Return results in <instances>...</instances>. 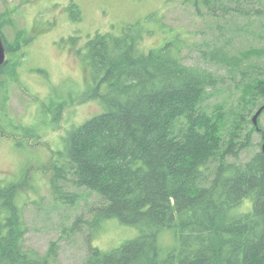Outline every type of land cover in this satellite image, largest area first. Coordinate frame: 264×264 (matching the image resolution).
I'll return each instance as SVG.
<instances>
[{"label":"trees","instance_id":"obj_1","mask_svg":"<svg viewBox=\"0 0 264 264\" xmlns=\"http://www.w3.org/2000/svg\"><path fill=\"white\" fill-rule=\"evenodd\" d=\"M185 2L198 16L206 10L216 22L231 15L246 21L236 26L232 40L220 46L206 43L202 53L223 63L233 80L239 79V101L259 110L264 106V4L245 10L254 3ZM71 9L80 22L78 7ZM218 28L231 31L228 24ZM141 29L140 23L119 37L97 33L88 39L84 61L96 89L80 101H98L105 111L68 132L60 162L51 167L50 189L57 201H77L68 186L102 199L91 220L79 218L72 232L86 224L92 240L114 219L139 230L136 239L110 253L90 246L84 264H264V154L238 162L251 139L240 140L237 120L230 130L226 126L227 106L217 102L225 79L185 64L183 53L191 47L181 33L164 31L161 46L145 49L142 39L154 31ZM238 36L257 40L261 47L233 53L228 47ZM4 37L10 59L0 69V87L7 88L4 77L14 76L32 39L23 32L11 45ZM24 187V177L17 183L0 178V264H55V244L45 256L25 248L27 224L19 201ZM167 230L179 242L173 250L159 241Z\"/></svg>","mask_w":264,"mask_h":264},{"label":"rangeland","instance_id":"obj_2","mask_svg":"<svg viewBox=\"0 0 264 264\" xmlns=\"http://www.w3.org/2000/svg\"><path fill=\"white\" fill-rule=\"evenodd\" d=\"M241 1L246 5L254 3L245 10L264 4V0ZM71 5L78 7L80 22L74 21L76 13ZM202 14L198 16L193 5L185 0H0L3 37L11 45L23 32L25 39H32L23 48L27 57L14 76L4 77L8 87H0V178L13 183L25 178L26 187L19 201L27 224V250L45 256L55 244V264H84L90 246L110 253L139 236L137 228L125 226L117 219L106 221L92 240L86 224L79 227V232H72L71 227L79 218H84L85 222L91 220L92 210L102 204V199L95 192L68 186V193L78 195L77 201L69 205L57 201L50 189L51 167L60 162L68 132L105 111L98 101H80L92 97L96 89L84 61V46L97 33L119 37L129 26L141 23V30L154 31L142 39L145 49L161 46L164 31L181 33L180 37L186 38L191 47L183 53L185 64L212 71L225 79L217 102L227 106L226 126L230 130L237 120L240 140L247 136L251 139L250 147L241 153L238 162L245 163L262 151L264 113L259 117L258 130L252 122L258 109L239 101L241 96L235 89L239 79L233 80L223 63L211 61L202 53L207 49L206 43L216 42L220 46L232 40L236 26L246 21L231 15L216 22L206 10ZM151 16L156 19H150ZM217 24H228L232 32L221 33ZM243 37L238 36L228 49L239 54L251 47H261L259 41ZM101 91L105 93L106 86ZM11 120L21 128L13 126ZM21 129L35 132L38 138L27 137ZM231 162L236 160L231 159ZM172 234L176 237L173 230L159 236L166 250L179 246Z\"/></svg>","mask_w":264,"mask_h":264},{"label":"water","instance_id":"obj_3","mask_svg":"<svg viewBox=\"0 0 264 264\" xmlns=\"http://www.w3.org/2000/svg\"><path fill=\"white\" fill-rule=\"evenodd\" d=\"M7 62V52H6V47L4 44V40L0 34V69L5 65V63ZM264 112V106H262L254 115L253 117V124L255 125V127L258 129V120L259 117L263 114ZM259 130V129H258ZM262 152L264 154V144L262 147Z\"/></svg>","mask_w":264,"mask_h":264}]
</instances>
